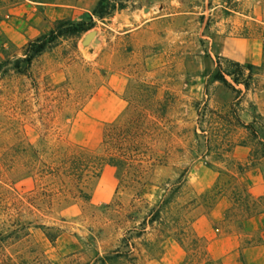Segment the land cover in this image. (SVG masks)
Returning a JSON list of instances; mask_svg holds the SVG:
<instances>
[{"label": "rangeland", "instance_id": "1", "mask_svg": "<svg viewBox=\"0 0 264 264\" xmlns=\"http://www.w3.org/2000/svg\"><path fill=\"white\" fill-rule=\"evenodd\" d=\"M107 3L109 15L69 20L72 35L29 62L27 45L0 43V260L264 264V221L255 218L264 214V160H214L194 135L217 131L216 114L230 108L244 123L264 114V0ZM90 32L96 41L83 46ZM227 63L252 67L247 90L225 77L242 91L239 105L214 80ZM133 80L155 86L169 105L143 185L128 188L107 165L72 181L65 159L101 154ZM242 141L240 128L226 137L233 147ZM252 174L260 180L253 195L242 182Z\"/></svg>", "mask_w": 264, "mask_h": 264}, {"label": "trees", "instance_id": "2", "mask_svg": "<svg viewBox=\"0 0 264 264\" xmlns=\"http://www.w3.org/2000/svg\"><path fill=\"white\" fill-rule=\"evenodd\" d=\"M110 1L99 0L92 10L93 15L98 19L109 15L115 7L114 4L107 3ZM118 8H122L121 3ZM69 25V20L55 21L48 36L42 35L29 42L26 49L30 53V57L26 62H29L31 57L42 53L57 38L71 36ZM48 44L50 45L48 46ZM251 68L250 66H240L237 63H227L225 67L218 65L214 80L225 84L236 94V105H239L242 91L232 87L225 77H229L235 85H242L247 90L252 76ZM245 70L248 71L247 74L244 73ZM126 87L129 95V99L126 100L127 107L117 121L105 128L101 139V154L98 156L77 154L65 159L64 164L67 162L69 165L67 173L72 177V181L80 180L84 172L92 173L95 177L99 170L107 165L117 171L118 181L126 184L128 188L136 189L143 185V179L148 174L149 167L153 165V163H149L152 158L153 145L164 133V122L169 105L165 99L157 98V88L146 81L133 80L132 84L129 81ZM216 117L220 123L217 131L200 130L199 134L194 131L195 137L203 140L205 156L219 160L228 155L233 144H227L226 137L235 128H240L247 132V141H242L239 145L254 143L249 160L254 159L255 156L264 160V117L256 113L251 116L249 123H244L231 108L226 113H217ZM176 184L172 193L183 187L182 176ZM169 198L162 203L164 205L170 203ZM154 216V219H150L149 222L152 223L155 218H158L159 211H156ZM6 238L7 236L0 233V247ZM0 264L15 263L6 258L1 259Z\"/></svg>", "mask_w": 264, "mask_h": 264}, {"label": "crops", "instance_id": "3", "mask_svg": "<svg viewBox=\"0 0 264 264\" xmlns=\"http://www.w3.org/2000/svg\"><path fill=\"white\" fill-rule=\"evenodd\" d=\"M99 0H15L0 8V43L23 47L29 42L47 33L58 20H75L94 9ZM264 117L263 113H259ZM251 147L237 145L232 147L228 156L235 161L249 160ZM242 182L252 195L258 190L260 180ZM256 175V176H255ZM252 177V176H251ZM264 221V214L255 216ZM251 218L249 222H254Z\"/></svg>", "mask_w": 264, "mask_h": 264}, {"label": "water", "instance_id": "4", "mask_svg": "<svg viewBox=\"0 0 264 264\" xmlns=\"http://www.w3.org/2000/svg\"><path fill=\"white\" fill-rule=\"evenodd\" d=\"M91 41H96L95 40V32H90L87 33L85 36V39L82 41V45L86 46L88 45Z\"/></svg>", "mask_w": 264, "mask_h": 264}]
</instances>
